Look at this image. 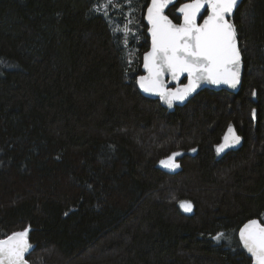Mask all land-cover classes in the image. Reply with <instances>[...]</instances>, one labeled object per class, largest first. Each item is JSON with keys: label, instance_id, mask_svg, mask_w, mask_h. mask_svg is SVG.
I'll use <instances>...</instances> for the list:
<instances>
[{"label": "trees", "instance_id": "16d2710c", "mask_svg": "<svg viewBox=\"0 0 264 264\" xmlns=\"http://www.w3.org/2000/svg\"><path fill=\"white\" fill-rule=\"evenodd\" d=\"M150 1L128 0V50L102 0H0V239L28 229L30 264H253L238 232L264 223V0L231 17L240 90L174 109L137 86ZM231 125L243 143L219 155Z\"/></svg>", "mask_w": 264, "mask_h": 264}, {"label": "snow or ice", "instance_id": "6c2138e0", "mask_svg": "<svg viewBox=\"0 0 264 264\" xmlns=\"http://www.w3.org/2000/svg\"><path fill=\"white\" fill-rule=\"evenodd\" d=\"M241 0H189L177 9L182 14L179 24L165 15V9L175 0H151L147 8V20L151 27V51L144 55L146 76L139 77V84L146 92L157 93L169 105L173 100H184L201 83L228 84L235 88L240 83L241 53L238 47L236 27L231 22L232 14ZM113 0H106L96 11L107 8ZM202 12H206L203 15ZM198 18L202 23H198ZM114 31H121L118 27ZM128 32L127 26L123 29ZM124 43H127L125 39ZM187 74L188 83L173 89L166 87L165 75L172 80H179ZM229 135L217 146V152H224L230 146L240 142L234 130L228 129ZM192 151H196L192 149ZM173 153L160 163L165 167L178 168ZM186 212L192 211L189 201L181 202ZM28 229L14 232L6 239H0V264H28L25 255L31 245L27 239ZM223 234L215 239L219 240ZM243 248L254 259V264H264V224L253 219L246 223L239 232Z\"/></svg>", "mask_w": 264, "mask_h": 264}, {"label": "water", "instance_id": "95a60500", "mask_svg": "<svg viewBox=\"0 0 264 264\" xmlns=\"http://www.w3.org/2000/svg\"><path fill=\"white\" fill-rule=\"evenodd\" d=\"M242 1H243V0H241V2L238 4V7H239V5L242 3ZM186 2H189V0H185L183 3H186ZM183 3H182V4H183ZM149 6H151V1H150V3H149L148 7H149ZM148 7H147V8H148ZM169 7H170V5H169ZM169 7H168V8H169ZM238 7H237V8H238ZM168 8L165 9V15H167V16L173 21V23H176V24L181 23V22H182V14H181V21H180V22H176V21H174V20H173V19H172L167 13H166V11H167ZM235 12H236V11H235ZM235 12L232 14V16L235 14ZM202 14H203V15H206L207 13H206V12H202ZM232 16H231V17H232ZM145 22H146V24H147V26H148V36H149V38H150V46H149V49L143 54L142 74H141L140 76H146V75L148 74L147 69H145L144 66H143V64H144V55H145L147 52L151 51V41H152V37H151V32L149 31L151 25H150V23H149L148 20H147V9H146V12H145ZM231 22H232V21H231ZM198 23H202V19H201V18H198ZM237 41H238V47H239V50H240V53H241V70H240V83H239L235 88L231 87V86L228 85V84H224V83H221V84H218V85H217V84H212V83H210V82H204V83H201L200 86L197 87L196 90H195L194 92L190 93V94H189L184 100H182V101H180V100H173V102H172L171 105H169V104L167 103V101H166L164 98H162L159 94H157V93H150V92H146V91H144V89H142V88L140 87V84H139V77H140V76L137 78V86H138V89L140 90V92H141L145 97L150 98V99H154V100H159V101L161 102L162 106L165 107V108H167V109H174L176 106H184L189 100H191V99H192L194 96H196L199 92H201V91H203V90H205V89H210V90H215V91L226 90V91H229V92H232V93H237V92L240 90V88H241L242 81H243V75H244V69H245V63H244L243 54H242V51H241V47H240V42H239L238 35H237ZM164 79H165V82H166V87H167L168 89H173V90H174L175 88H177V87L183 86V85H185V84L188 83L187 74L181 76V77L179 78V80H172V78H171L170 75H165ZM230 127L234 130V134L240 137V142H239L238 144L234 145V146H230L229 148L225 149L224 152H221V153H218V152H217L219 155H224L227 151H229V150H231V149H237V148H239V147L242 145V143H243V138H242V137L240 136V134L238 133L237 128L235 127V125H231V126H229V127L227 128L224 137H225L226 135H229V133H228V129H229ZM224 137H223V140H222L221 143L224 142ZM253 219L259 220L261 224H264V223L261 222V220H260L259 218H253ZM253 219H250V220H253ZM250 220H249V221H250ZM249 221H247L246 223H248ZM246 223H245V224H246ZM245 224H244V225H245ZM244 225H243V226H244ZM243 226L240 228V230L243 228ZM240 230H239V232H240ZM239 232H238V237H239ZM6 238H7V237H6ZM6 238H2V239H6ZM239 240H240V237H239ZM240 242H241V244H242V241H241V240H240ZM242 246H243V245H242ZM245 251H246V250H245ZM246 252H247V251H246ZM28 254H29V253H27V254L25 255V259H26V260H27V255H28ZM247 254L250 256V254H249L248 252H247ZM252 260H253V264H254V259L252 258ZM27 262H28V260H27ZM28 264H30V263L28 262Z\"/></svg>", "mask_w": 264, "mask_h": 264}, {"label": "rangeland", "instance_id": "374dc122", "mask_svg": "<svg viewBox=\"0 0 264 264\" xmlns=\"http://www.w3.org/2000/svg\"><path fill=\"white\" fill-rule=\"evenodd\" d=\"M104 3H106V0H102L100 6H102ZM130 6L131 5L128 3V0H113V4L107 8V14L111 20L113 28L115 29L118 27L119 29H121V31H118V32L115 31V33L122 34L124 39L127 40V43H125V44L128 46V50H131V48H132L131 43H134V45H136L138 38L141 37L140 32L138 30V26H139L138 23H140V22L137 21V17L135 15V10ZM101 11H103V10H101ZM116 14H121V16L124 17L123 20H118L117 17H115V16H117ZM125 26H127L128 30H129L126 33L123 31ZM178 156L175 157L176 163H177V157ZM165 168H167L169 170L178 169V168H169V167H165ZM180 208L182 211H184V209L181 206H180ZM184 212H186V211H184ZM186 213H188V212H186ZM219 241H221V238L219 239Z\"/></svg>", "mask_w": 264, "mask_h": 264}]
</instances>
